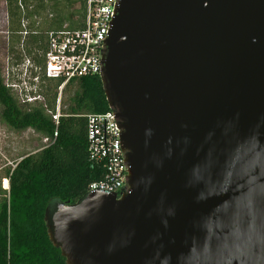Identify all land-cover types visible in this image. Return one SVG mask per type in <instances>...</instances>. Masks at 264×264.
<instances>
[{
    "label": "water",
    "instance_id": "water-1",
    "mask_svg": "<svg viewBox=\"0 0 264 264\" xmlns=\"http://www.w3.org/2000/svg\"><path fill=\"white\" fill-rule=\"evenodd\" d=\"M104 44L130 190L44 209L65 264H264V0H118Z\"/></svg>",
    "mask_w": 264,
    "mask_h": 264
},
{
    "label": "trees",
    "instance_id": "trees-1",
    "mask_svg": "<svg viewBox=\"0 0 264 264\" xmlns=\"http://www.w3.org/2000/svg\"><path fill=\"white\" fill-rule=\"evenodd\" d=\"M4 2L7 50L14 63L25 56L29 59L28 84L37 75L34 93L42 101H20L0 72V121L15 131L30 128L41 137H51L53 130L56 134L0 171V178L7 179V189L0 187V264H65L48 238L44 209L50 210L58 201L75 202L86 194L89 181L102 176L101 165L87 156L84 114L109 106L99 74L94 73L71 78L62 86L61 90L71 89V94L56 123L46 111L53 109L60 83V78L46 77L42 71L47 32L63 25L80 27L84 0ZM34 65L39 69L34 70Z\"/></svg>",
    "mask_w": 264,
    "mask_h": 264
},
{
    "label": "built area",
    "instance_id": "built-area-1",
    "mask_svg": "<svg viewBox=\"0 0 264 264\" xmlns=\"http://www.w3.org/2000/svg\"><path fill=\"white\" fill-rule=\"evenodd\" d=\"M117 1L84 0V17L80 27L67 29L63 25L62 29L47 32L42 71L46 77L60 78L54 107L46 109L54 123L60 114L59 93L62 86L71 78L100 72L104 39L111 25ZM24 24L25 21L21 20L23 27ZM29 66L30 61L25 57L22 62L23 74H29ZM33 69L38 70L39 66L34 65ZM32 80L37 81V75L32 76ZM34 100L42 101V97L36 93L22 98V101L26 102ZM84 115L88 159L99 163L103 170L100 178L88 182L86 193L128 192L130 189L125 184L126 163L121 148L120 128L113 110L109 108ZM55 134L56 131L53 130L51 137L43 136V144L51 141Z\"/></svg>",
    "mask_w": 264,
    "mask_h": 264
},
{
    "label": "rangeland",
    "instance_id": "rangeland-1",
    "mask_svg": "<svg viewBox=\"0 0 264 264\" xmlns=\"http://www.w3.org/2000/svg\"><path fill=\"white\" fill-rule=\"evenodd\" d=\"M8 44L5 2L0 0V72L4 83L11 85L10 87L18 99L22 101V98L24 99L27 95L36 94L34 93L36 83L33 82V84L29 85L28 74L22 73V62L26 56L23 57L22 62H12L13 58L7 50ZM70 94L71 89L60 90L59 108H64L68 104ZM42 144V137L32 129L25 128L15 131L0 121V171L14 160H17L21 155L38 149ZM0 187L7 189V187L2 186V178H0Z\"/></svg>",
    "mask_w": 264,
    "mask_h": 264
},
{
    "label": "bare ground",
    "instance_id": "bare-ground-1",
    "mask_svg": "<svg viewBox=\"0 0 264 264\" xmlns=\"http://www.w3.org/2000/svg\"><path fill=\"white\" fill-rule=\"evenodd\" d=\"M2 186L3 187H7V180H6V178H3L2 179Z\"/></svg>",
    "mask_w": 264,
    "mask_h": 264
}]
</instances>
